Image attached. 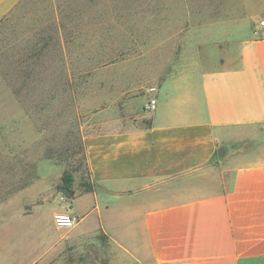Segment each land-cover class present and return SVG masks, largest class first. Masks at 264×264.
Here are the masks:
<instances>
[{
  "label": "rangeland",
  "instance_id": "374dc122",
  "mask_svg": "<svg viewBox=\"0 0 264 264\" xmlns=\"http://www.w3.org/2000/svg\"><path fill=\"white\" fill-rule=\"evenodd\" d=\"M262 21L264 0H22L0 22V244L11 241L4 222L17 221L28 226L14 241L32 246L29 263L102 264L107 235L89 254L69 244L76 227L58 230L55 253L41 255L33 228L53 220V205L69 210L62 189L92 190L85 138L150 125V87L238 67ZM262 161L264 126L229 128L208 164L150 198L226 192L238 167Z\"/></svg>",
  "mask_w": 264,
  "mask_h": 264
},
{
  "label": "crops",
  "instance_id": "0c3cea01",
  "mask_svg": "<svg viewBox=\"0 0 264 264\" xmlns=\"http://www.w3.org/2000/svg\"><path fill=\"white\" fill-rule=\"evenodd\" d=\"M21 1L0 0V22ZM257 33L242 43L238 67L157 87L147 127L85 138L93 188L69 199L79 219L70 245L94 254L90 248L100 247L95 237L107 235L111 250L98 255L102 264H264V161L238 167L226 192L184 190L179 195L189 198L171 203L150 198L157 186L208 164L224 130L264 126V26ZM21 223L4 222L11 241L0 244V264H32V246L14 241ZM33 228L42 240L40 254L55 253L54 217Z\"/></svg>",
  "mask_w": 264,
  "mask_h": 264
},
{
  "label": "built area",
  "instance_id": "2783aa9c",
  "mask_svg": "<svg viewBox=\"0 0 264 264\" xmlns=\"http://www.w3.org/2000/svg\"><path fill=\"white\" fill-rule=\"evenodd\" d=\"M261 26H264V21L261 22ZM156 93V87H150L148 89L149 98L146 104V110L148 112H153L157 108ZM54 224L59 230H72L79 224V219L67 210L54 215Z\"/></svg>",
  "mask_w": 264,
  "mask_h": 264
},
{
  "label": "trees",
  "instance_id": "16d2710c",
  "mask_svg": "<svg viewBox=\"0 0 264 264\" xmlns=\"http://www.w3.org/2000/svg\"><path fill=\"white\" fill-rule=\"evenodd\" d=\"M60 55H61V57H62V59L64 60L65 58H66V56H67V54L65 53V50L64 49H61V51H60ZM65 72L62 74V77H65Z\"/></svg>",
  "mask_w": 264,
  "mask_h": 264
},
{
  "label": "water",
  "instance_id": "95a60500",
  "mask_svg": "<svg viewBox=\"0 0 264 264\" xmlns=\"http://www.w3.org/2000/svg\"><path fill=\"white\" fill-rule=\"evenodd\" d=\"M62 191L70 198L73 196V193L69 190V188H64Z\"/></svg>",
  "mask_w": 264,
  "mask_h": 264
}]
</instances>
